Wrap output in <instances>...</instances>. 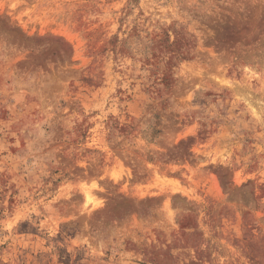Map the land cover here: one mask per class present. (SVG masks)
Instances as JSON below:
<instances>
[{"label": "rangeland", "instance_id": "1", "mask_svg": "<svg viewBox=\"0 0 264 264\" xmlns=\"http://www.w3.org/2000/svg\"><path fill=\"white\" fill-rule=\"evenodd\" d=\"M0 264H264V0H0Z\"/></svg>", "mask_w": 264, "mask_h": 264}, {"label": "bare ground", "instance_id": "2", "mask_svg": "<svg viewBox=\"0 0 264 264\" xmlns=\"http://www.w3.org/2000/svg\"><path fill=\"white\" fill-rule=\"evenodd\" d=\"M89 199V198H88ZM88 201V200H87Z\"/></svg>", "mask_w": 264, "mask_h": 264}]
</instances>
